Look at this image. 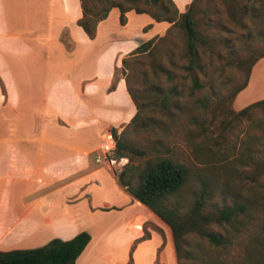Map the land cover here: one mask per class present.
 Segmentation results:
<instances>
[{
    "label": "rangeland",
    "instance_id": "obj_1",
    "mask_svg": "<svg viewBox=\"0 0 264 264\" xmlns=\"http://www.w3.org/2000/svg\"><path fill=\"white\" fill-rule=\"evenodd\" d=\"M172 2L178 14H181L189 8L192 0ZM252 2L258 10L253 20L241 16L242 7H247ZM194 4V27L201 37V44L197 49L200 70L195 69L191 73L184 69L187 64L186 39L178 25L170 27V24L162 23L148 33L153 24L148 23L135 29L136 23L130 22L128 29L122 31V36H131L128 38V49L118 51L117 56L128 60L123 67V58L118 64L115 63L117 66L111 82L102 92H112L118 78L125 80L127 75V85L135 91L137 102L142 107L133 124H119L118 129L106 127L100 134L101 143L96 152L105 135L110 133V129H115L117 135L123 131L120 137L126 145L145 153L143 157H134L128 153L125 167H132V174L147 159L157 155H168L183 164L188 170L186 181L179 192L168 199L169 205L175 202L180 205V213H185L199 191L205 189L206 204L202 213L212 217L206 229L221 237L223 245L211 246L205 238L188 233L180 244L177 264H264V248L259 245L264 218V110L254 109L243 117H234L232 100L229 98L230 93L242 84L245 77L236 61L264 51V0H195ZM61 38L68 43L66 34H62ZM149 40H152L149 49L151 56L138 55L137 58L129 59L137 47ZM105 48L97 50L96 56H93L94 49L88 50L92 54L82 50L86 66L91 67V63L96 60L98 68L107 70L114 61L115 53L114 48ZM151 58L165 72L153 70ZM193 77L198 81L199 90H190ZM156 87L163 93L174 91L180 94L178 101L181 114L167 120L153 112L152 109H157V105H154L152 99H145L142 95ZM74 91L72 88L61 91L57 89L50 91L49 96L53 102L62 97L65 100L64 113L69 114L75 107ZM14 93L12 92V98L16 99ZM0 95L5 96L1 81ZM196 100L205 103L204 110L199 109ZM156 101L154 100L155 103ZM12 118L21 119L0 118L2 126L7 130L15 128L10 121ZM30 120L31 118L28 122ZM67 138L66 136L65 140ZM59 154L60 156L55 152L53 156L56 170L64 166L67 168L63 164L64 155L62 152ZM94 156V153L85 155L87 167L84 169L77 167L78 155L71 158V171L74 172L72 176H85L87 171L96 170L98 166L93 164ZM117 176L114 179L108 171L100 170L96 175V187L90 190V203L93 206L109 204V209L90 211L86 205V197L76 192L72 194L74 198L69 203H64V191L57 190L53 200L54 209H62V212L58 213L55 221L64 226L50 228L47 233L36 236L34 249L41 247L36 245L37 242H43L51 232L57 230V237H48V241L42 246L52 239L69 240L79 232L89 235L86 251L75 259L76 264H91L94 255L101 256L103 260H113L123 255L121 248L127 239V220L136 210L126 204V198L116 194L114 187L119 186ZM131 179V185L134 186L136 180ZM245 201L255 202V210L237 215L231 223L216 221L214 215L217 211Z\"/></svg>",
    "mask_w": 264,
    "mask_h": 264
},
{
    "label": "crops",
    "instance_id": "obj_2",
    "mask_svg": "<svg viewBox=\"0 0 264 264\" xmlns=\"http://www.w3.org/2000/svg\"><path fill=\"white\" fill-rule=\"evenodd\" d=\"M124 16L126 24L120 26L118 10L110 9L89 39L77 25L81 17L78 0H0V81L5 91V96L0 95V118H21L10 120L14 130H7L0 121V252L32 249L36 236L64 226L55 221L62 212L54 209L57 190L64 191V203H69L76 192L86 197L90 211L111 208L109 204L90 203L96 175L104 169L94 165L96 170L73 177L70 161L78 155L77 167L86 168L84 157L97 153L103 130L111 126L118 129L119 124H128L133 117L123 78H118L112 92H102L123 58L117 56L118 51L129 46L131 35L122 36V31L130 22L136 23L135 29L151 23L150 33L166 22L156 23L148 15L133 11ZM62 34H66L69 44L62 40ZM101 47L114 48L111 66L101 70L96 60L91 67L86 66L82 50L90 53L88 50L94 49L96 56ZM67 88L75 90V109L69 114L64 113L62 97L53 102L49 96L52 90ZM262 99L264 57L250 69L246 86L235 95L231 107L238 111ZM55 152L59 156L62 152L67 168L56 170ZM114 190L136 210L127 220L123 255L113 260L94 255L91 264H177L169 229L120 186ZM53 232L49 238L57 237V230ZM48 237L36 245L42 246Z\"/></svg>",
    "mask_w": 264,
    "mask_h": 264
},
{
    "label": "trees",
    "instance_id": "obj_3",
    "mask_svg": "<svg viewBox=\"0 0 264 264\" xmlns=\"http://www.w3.org/2000/svg\"><path fill=\"white\" fill-rule=\"evenodd\" d=\"M81 10V17L77 21V25L82 29L89 39L94 37L95 27L98 22L106 18L110 9L115 8L119 12L118 21L120 25L125 24V13L133 11L135 14H146L154 22H166L170 27L178 25L184 32L186 39V58L187 64L184 69L188 72L195 69L200 70L198 46L201 44V37L197 33L193 22V7L195 0L189 5V8L181 14H178L172 0H78ZM258 12L253 2L249 6L242 7L241 16H247L250 19L256 17ZM169 27V28H170ZM168 30V29H167ZM159 39H162L159 38ZM152 40H149L136 48L135 53L129 59L137 58L138 55L150 54ZM264 57V51L251 56L248 59H238L236 65L242 68L245 77L240 86L230 93L229 98L233 100L235 95L245 86L249 76L250 69L254 63ZM128 58L121 60V66L127 62ZM153 70H160V65L155 63L151 58L150 61ZM165 72V71H162ZM167 75V73H165ZM144 79H146L144 77ZM143 79V80H144ZM191 91L199 90L200 86L195 77L191 79ZM126 92L132 101L136 113L130 119L129 124H133L141 110L142 105L137 102V95L127 85V75L125 76ZM145 99H152L157 109L153 108V112L160 117L171 120L182 113L179 105V93L174 91L163 93L161 89L148 90L142 95ZM154 100H157L156 103ZM195 103L199 109L204 110L206 105L203 101L196 100ZM153 105V106H154ZM155 105V106H156ZM254 109L264 110V99L254 102L238 111H232L234 117H243ZM123 131H121L122 133ZM117 135L115 129H110V135L115 141L116 153L127 158L128 153L134 157H143V151L135 150L126 145L120 135ZM131 157H129V160ZM132 167H125L117 176V184L124 189L134 200L149 210L157 217L170 231L172 245L174 248L176 260L178 262L180 244L184 236L188 233H195L205 238L211 246L223 245L221 237L206 229L212 220V217L202 213V208L206 204V192L202 188L197 197L194 198L188 210L180 213V205L172 203L169 205L168 199L175 196L184 185L188 170L168 155H157L147 159L143 166L134 174ZM133 176V177H132ZM131 178L136 180L134 186L131 185ZM255 202L245 201L241 204H232L220 209L214 215L217 222L231 223L237 215H245L255 210ZM264 216V209H263ZM261 238L259 245L264 248V218L262 220ZM90 237L86 232H79L69 240L61 241L58 239L50 240L46 245L39 248L12 250L0 252V264H74L75 259L80 255Z\"/></svg>",
    "mask_w": 264,
    "mask_h": 264
},
{
    "label": "built area",
    "instance_id": "obj_4",
    "mask_svg": "<svg viewBox=\"0 0 264 264\" xmlns=\"http://www.w3.org/2000/svg\"><path fill=\"white\" fill-rule=\"evenodd\" d=\"M127 163L128 161L126 158L116 153L113 137L110 133L106 134L99 151L93 158V164L108 171L111 175L116 176L123 171Z\"/></svg>",
    "mask_w": 264,
    "mask_h": 264
}]
</instances>
